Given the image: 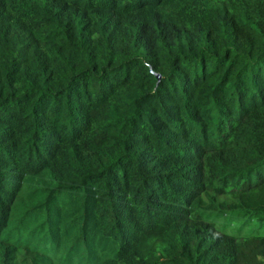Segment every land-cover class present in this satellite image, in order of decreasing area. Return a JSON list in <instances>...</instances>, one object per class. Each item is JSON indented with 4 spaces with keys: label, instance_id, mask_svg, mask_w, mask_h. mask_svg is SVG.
<instances>
[{
    "label": "trees",
    "instance_id": "16d2710c",
    "mask_svg": "<svg viewBox=\"0 0 264 264\" xmlns=\"http://www.w3.org/2000/svg\"><path fill=\"white\" fill-rule=\"evenodd\" d=\"M0 264H264V0H0Z\"/></svg>",
    "mask_w": 264,
    "mask_h": 264
},
{
    "label": "water",
    "instance_id": "95a60500",
    "mask_svg": "<svg viewBox=\"0 0 264 264\" xmlns=\"http://www.w3.org/2000/svg\"><path fill=\"white\" fill-rule=\"evenodd\" d=\"M154 76H155L156 79H158V75L155 74Z\"/></svg>",
    "mask_w": 264,
    "mask_h": 264
}]
</instances>
